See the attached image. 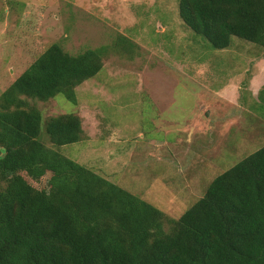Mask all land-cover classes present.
Instances as JSON below:
<instances>
[{
    "label": "rangeland",
    "instance_id": "374dc122",
    "mask_svg": "<svg viewBox=\"0 0 264 264\" xmlns=\"http://www.w3.org/2000/svg\"><path fill=\"white\" fill-rule=\"evenodd\" d=\"M178 2L0 0V96L54 44L72 55L109 49L103 71L76 89L77 105L63 95L29 101L44 123L82 118V142L42 141L175 219L264 147V50L238 38L212 49ZM122 37L130 51L118 49ZM22 175L40 190L52 177Z\"/></svg>",
    "mask_w": 264,
    "mask_h": 264
},
{
    "label": "trees",
    "instance_id": "16d2710c",
    "mask_svg": "<svg viewBox=\"0 0 264 264\" xmlns=\"http://www.w3.org/2000/svg\"><path fill=\"white\" fill-rule=\"evenodd\" d=\"M178 10L212 49L238 38L264 50V0H179ZM131 45L122 37L118 49ZM108 52L54 44L0 96V264H264V147L175 219L42 141L82 142V118L44 123L29 101L63 95L77 105L76 89L103 71ZM22 173H51L48 189Z\"/></svg>",
    "mask_w": 264,
    "mask_h": 264
},
{
    "label": "crops",
    "instance_id": "0c3cea01",
    "mask_svg": "<svg viewBox=\"0 0 264 264\" xmlns=\"http://www.w3.org/2000/svg\"><path fill=\"white\" fill-rule=\"evenodd\" d=\"M210 119H211V118H210ZM208 121H209V120H208ZM208 121H206V122L203 121V122H204V123H208ZM208 124H209V123H208Z\"/></svg>",
    "mask_w": 264,
    "mask_h": 264
}]
</instances>
